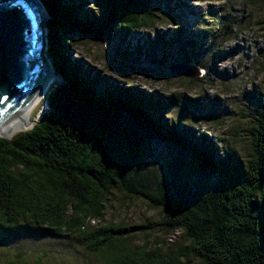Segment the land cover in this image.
Instances as JSON below:
<instances>
[{
  "label": "trees",
  "instance_id": "16d2710c",
  "mask_svg": "<svg viewBox=\"0 0 264 264\" xmlns=\"http://www.w3.org/2000/svg\"><path fill=\"white\" fill-rule=\"evenodd\" d=\"M39 1L49 16L44 54L56 78L40 104L47 107L41 118L28 130L0 137V228L17 232L25 223L49 237H72L104 264H264V107L255 123V154L238 170L222 158L214 138L178 135L163 118L161 95L107 85L98 96L71 59L62 22L91 32L152 28L158 16L141 0ZM87 1L106 8L100 23L83 9ZM153 141L186 162L165 158L176 178L169 183L159 171L148 189L139 181H153L139 162L150 156ZM156 160H145L146 168L158 170ZM190 173L200 180L197 186ZM112 189L141 196L159 210L160 220L137 226L105 221L103 195ZM148 229L181 237L167 250L163 242L126 245Z\"/></svg>",
  "mask_w": 264,
  "mask_h": 264
},
{
  "label": "rangeland",
  "instance_id": "374dc122",
  "mask_svg": "<svg viewBox=\"0 0 264 264\" xmlns=\"http://www.w3.org/2000/svg\"><path fill=\"white\" fill-rule=\"evenodd\" d=\"M87 2L83 9L100 23L106 8ZM141 2L158 20L152 28L138 32L122 28L91 32L62 22V31L71 43V59L81 65L98 96L107 85L134 86L161 95L166 105L163 118L178 135L186 133L195 140L203 135L206 140L214 138L222 158L238 170L245 169L255 154V123L264 107V4L261 0ZM184 59L199 75L188 78L169 72L171 65ZM42 99L30 119L46 106L40 105ZM181 155L153 141L150 156L139 162L141 173L153 182H139L152 189L162 171L170 183L176 176L163 161L186 162ZM148 158H158V170L146 168ZM190 178L196 186L200 183L192 173ZM103 199L105 221L137 226L160 220L159 210L150 208L141 196L112 189ZM90 223L97 225L95 220ZM27 225L22 223L17 232L0 228V264H104L101 256L87 253L72 237H49L43 229ZM149 229L129 237L126 245L152 248L163 242L167 250L175 248L181 237L178 231ZM188 264L199 263L191 260Z\"/></svg>",
  "mask_w": 264,
  "mask_h": 264
},
{
  "label": "water",
  "instance_id": "95a60500",
  "mask_svg": "<svg viewBox=\"0 0 264 264\" xmlns=\"http://www.w3.org/2000/svg\"><path fill=\"white\" fill-rule=\"evenodd\" d=\"M48 18L39 0H0V137L12 136L5 135L4 126L31 105L46 76L56 78L44 54ZM168 70L182 77L198 75L195 66L184 62Z\"/></svg>",
  "mask_w": 264,
  "mask_h": 264
},
{
  "label": "bare ground",
  "instance_id": "6f19581e",
  "mask_svg": "<svg viewBox=\"0 0 264 264\" xmlns=\"http://www.w3.org/2000/svg\"><path fill=\"white\" fill-rule=\"evenodd\" d=\"M48 65V64H47ZM53 74V73H52ZM199 75V73H198ZM54 76L51 77V75L48 76L47 81L44 86V88L40 91L39 95L35 98V100L31 103V105L23 111L21 114L10 120L3 128L5 135L11 136L15 132L25 130L31 124L33 123L34 119H39V117L44 113V108H41L39 110V113L35 115L34 119H30L33 115V112L35 108L37 107L38 103L41 101L44 93L48 90L49 86L51 85V82L53 81Z\"/></svg>",
  "mask_w": 264,
  "mask_h": 264
}]
</instances>
